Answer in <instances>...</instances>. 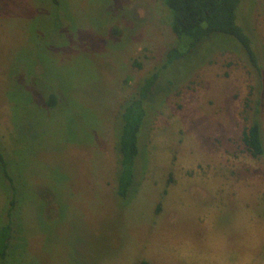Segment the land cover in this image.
Wrapping results in <instances>:
<instances>
[{
	"label": "rangeland",
	"instance_id": "374dc122",
	"mask_svg": "<svg viewBox=\"0 0 264 264\" xmlns=\"http://www.w3.org/2000/svg\"><path fill=\"white\" fill-rule=\"evenodd\" d=\"M240 7L264 77V0ZM214 36L161 74L123 201L120 113L180 46L168 9L0 0V145L13 178L0 164V225L16 199L0 264H264V154L242 140L257 114L264 139V78L231 36Z\"/></svg>",
	"mask_w": 264,
	"mask_h": 264
},
{
	"label": "trees",
	"instance_id": "16d2710c",
	"mask_svg": "<svg viewBox=\"0 0 264 264\" xmlns=\"http://www.w3.org/2000/svg\"><path fill=\"white\" fill-rule=\"evenodd\" d=\"M170 13V28L180 41V46L172 47L166 52L164 62L150 71L140 82L138 89L123 105L120 113V128L117 138V150L120 155L116 175V196L125 200L136 183L137 159L140 153L139 137L147 119L151 96L158 85L161 74L184 55L190 53L206 42L209 49L217 38V34L231 36L239 51H241L255 67L257 80L261 81L262 69L252 40L245 27L237 23L242 0H162ZM239 9V10H238ZM240 20V18H239ZM241 23V22H240ZM213 36V37H211ZM211 37V38H210ZM211 40V41H210ZM209 41V42H208ZM211 43V44H210ZM223 47V46H222ZM221 47V48H222ZM220 48V47H219ZM215 47V49H219ZM138 65H140L138 63ZM169 83L171 81L168 80ZM48 94V96H47ZM46 104L55 105L56 94L52 89L47 92ZM259 100V99H258ZM260 101V100H259ZM44 103V104H45ZM258 111V110H256ZM243 144L253 156L264 154V139L258 114L251 124L243 130ZM0 164L4 178L13 185V178L8 172L7 160L0 145ZM15 194V193H14ZM16 205L15 195L9 201L5 210L6 219L0 225V260H6L8 250L14 236L12 211ZM134 264H151L142 259Z\"/></svg>",
	"mask_w": 264,
	"mask_h": 264
}]
</instances>
